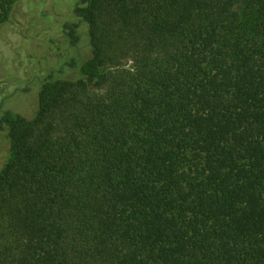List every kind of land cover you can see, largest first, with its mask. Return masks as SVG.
I'll return each mask as SVG.
<instances>
[{
    "label": "trees",
    "instance_id": "trees-1",
    "mask_svg": "<svg viewBox=\"0 0 264 264\" xmlns=\"http://www.w3.org/2000/svg\"><path fill=\"white\" fill-rule=\"evenodd\" d=\"M76 15L78 79H40L20 126L0 105V264H264V0Z\"/></svg>",
    "mask_w": 264,
    "mask_h": 264
},
{
    "label": "rangeland",
    "instance_id": "rangeland-1",
    "mask_svg": "<svg viewBox=\"0 0 264 264\" xmlns=\"http://www.w3.org/2000/svg\"><path fill=\"white\" fill-rule=\"evenodd\" d=\"M82 0H19L7 16L0 12V105L14 113L13 126L31 119L39 104V80L52 72L63 80H76L68 67L92 56L89 28L82 24V46L72 47L65 33L67 24H78L76 8ZM80 74V72H79ZM0 106V108H1ZM1 117V112H0ZM8 131L0 132V171L10 156Z\"/></svg>",
    "mask_w": 264,
    "mask_h": 264
}]
</instances>
